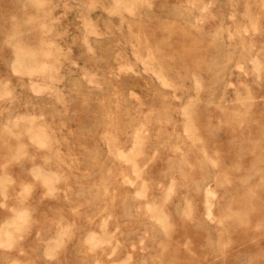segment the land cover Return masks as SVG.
Instances as JSON below:
<instances>
[{
    "label": "rangeland",
    "instance_id": "rangeland-1",
    "mask_svg": "<svg viewBox=\"0 0 264 264\" xmlns=\"http://www.w3.org/2000/svg\"><path fill=\"white\" fill-rule=\"evenodd\" d=\"M0 218V264H264V0H0Z\"/></svg>",
    "mask_w": 264,
    "mask_h": 264
},
{
    "label": "bare ground",
    "instance_id": "bare-ground-1",
    "mask_svg": "<svg viewBox=\"0 0 264 264\" xmlns=\"http://www.w3.org/2000/svg\"><path fill=\"white\" fill-rule=\"evenodd\" d=\"M247 30V29H246ZM48 67V66H47ZM38 69V68H37ZM243 73H245V72H243ZM38 87H39V85H38ZM42 88H44V87H42ZM15 158V157H14ZM35 174H42V176H43V179L45 180V181H47V182H51V181H54L55 180V178H56V172H54V171H46L45 173H43V172H40L39 171V169H36V171L34 172ZM33 174V173H32ZM34 177V176H33ZM36 177V176H35ZM34 177V178H35ZM43 181V180H42ZM44 182V181H43ZM49 191V190H48ZM51 191H52V189H51ZM30 211L31 210H29L28 208H26V207H22V208H20V209H17L16 211H15V217H14V220H13V222L11 223V225L12 224H14V225H16L14 228H17L18 226H20L19 224H21L20 222H26V220H28V218L31 216V214H30ZM2 219H4V218H0V220L2 221ZM99 225H101V223L99 224ZM13 230H11V229H9L8 227H6L5 228V230H4V238H2L1 240H0V243H6L7 245H9V244H11V239H12V237H13ZM90 236V235H89ZM94 245V244H93ZM107 256H108V254H107ZM96 262V261H95ZM94 262V263H95Z\"/></svg>",
    "mask_w": 264,
    "mask_h": 264
}]
</instances>
